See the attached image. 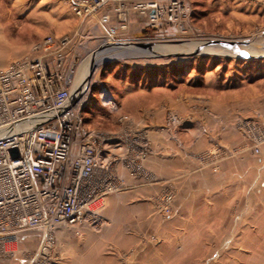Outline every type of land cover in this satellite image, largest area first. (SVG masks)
Returning <instances> with one entry per match:
<instances>
[{
  "label": "rangeland",
  "instance_id": "obj_1",
  "mask_svg": "<svg viewBox=\"0 0 264 264\" xmlns=\"http://www.w3.org/2000/svg\"><path fill=\"white\" fill-rule=\"evenodd\" d=\"M9 2L0 0V58L10 59L8 64L32 55L33 45L44 37L66 35L76 25L75 19L66 26V17L59 10L50 13L48 4L39 6L41 16H18ZM190 2L192 17L185 34L150 32L147 38L139 31L128 46L101 42L81 58L76 82L87 94L83 117L112 149L119 146L113 143L124 146L115 150L123 158H136L142 150L152 154L150 128L144 125L159 114L165 116L164 123L154 128L175 141L184 136L186 143L180 147L202 167L221 175L225 161L235 160L225 168L228 176L219 180L226 188L211 192L218 204L227 203V216L211 223L208 236L202 232L199 240H179L177 250L169 242L162 249L191 253L194 264H264V142L260 154L254 152V139L264 126V15L248 10L243 21L221 10L223 5L215 0ZM236 3L240 10L245 7ZM123 53L132 59L121 58ZM145 103L154 104L153 110L132 111ZM124 115L128 121H120ZM201 134L208 135L207 144L195 149ZM244 157L247 163L241 162ZM115 165L114 174L126 171ZM102 226L104 230L105 221ZM26 240V251L35 250L38 241L30 235ZM152 241L157 246L161 242L156 236Z\"/></svg>",
  "mask_w": 264,
  "mask_h": 264
},
{
  "label": "built area",
  "instance_id": "obj_2",
  "mask_svg": "<svg viewBox=\"0 0 264 264\" xmlns=\"http://www.w3.org/2000/svg\"><path fill=\"white\" fill-rule=\"evenodd\" d=\"M68 1L83 21L100 15L110 24L114 14L115 25L106 38L112 42L109 46L121 45L117 33L128 30L131 15L160 36L185 34L192 17L190 0ZM70 43L69 37L48 35L33 45L32 55L0 66V256L13 257L22 242L36 234L37 247L28 252V264H63L57 252L61 229L80 236L83 227H102L105 197L123 187L120 175L112 172L115 164L134 178L155 180L143 164L145 151L136 158L118 156L115 150L124 146L113 143L119 146L112 149L107 138L85 122L87 94L76 82L82 61L71 60ZM128 120L127 115L120 119ZM260 127L254 139L258 155L264 142ZM14 148L17 159L11 153ZM174 199L172 192L158 197L164 217L171 215Z\"/></svg>",
  "mask_w": 264,
  "mask_h": 264
},
{
  "label": "crops",
  "instance_id": "obj_3",
  "mask_svg": "<svg viewBox=\"0 0 264 264\" xmlns=\"http://www.w3.org/2000/svg\"><path fill=\"white\" fill-rule=\"evenodd\" d=\"M8 1L12 8L17 9L15 13L18 16H41L42 13L38 10L39 6L48 4L51 9L50 13L53 11L57 14V10H59V15L66 17L64 20L66 26L72 25V20L76 19V25L68 34L60 36L56 34L57 38L69 37L71 39L69 44L71 60L87 56L98 44L106 42L109 27L115 25L113 13L110 24L103 23L100 15L85 21L81 20L72 12L68 0ZM236 1L238 0H215V3L223 5L221 10H224L228 15L241 18L243 21L248 17L246 15H249L246 14L249 13L248 10L251 11V15H264V4L260 2L261 0H239L245 6L241 10ZM246 3L249 4L248 7ZM139 31L143 32L145 37H150L151 31L147 29L144 21L131 15L128 30L117 33L120 44L128 46V41L131 40L129 38L135 36ZM144 54H148V52L145 51ZM121 58L132 59L129 54H124ZM9 61L8 58H0V65L6 66ZM148 93L146 91V94ZM134 106L135 109L132 110L134 112L135 110L146 112L154 108V104L146 103ZM164 117L157 114L155 120L146 121L144 125L150 128L152 147V154L147 156L145 163L155 176V180L148 183L121 170L119 175L123 187L117 193L108 195L104 199L101 210L103 223L105 221L106 224L104 230L102 229L103 225L101 231L83 227L80 236H75L69 229H61L57 233V252L63 259V264L195 263L196 256L193 257L191 253L189 255L181 254L180 251H166L162 248L169 242L173 246L170 249L177 250L178 248L175 246L179 240L184 238L185 240H199L202 232H205L207 236L211 233V223L212 225L216 224L217 218H221L225 212L227 213L228 207L224 202L218 204L217 198L212 197L211 192H219L226 188V185H223L219 180L228 176L225 168L235 165L233 162L235 160L229 159L228 161L227 159L225 161L226 165L222 167L224 169L221 175H216L211 169L202 167L198 161L186 154L185 149L180 147L183 142L186 143L184 136L180 137L181 141H175L169 135L162 134L154 128V126L164 123ZM207 137V134L198 136L199 140L197 143L194 141L193 144L195 149L201 150V145L207 144ZM247 161L248 158L244 157L241 162L247 163ZM241 162L239 163L243 167L244 164ZM261 164H264V161ZM262 167L264 166L262 165ZM168 192L175 195V200L170 218H164L159 214L156 204L157 198ZM154 236L161 241L158 246L154 245L152 241ZM30 238L31 240L35 238L38 241L36 234H30ZM26 239L22 242L20 251L13 257L0 256V264H28L27 255L30 251L26 250L30 243ZM61 243L65 244L63 250L60 248ZM108 245L113 246V250H107L106 246ZM192 257L193 259H191Z\"/></svg>",
  "mask_w": 264,
  "mask_h": 264
},
{
  "label": "water",
  "instance_id": "obj_4",
  "mask_svg": "<svg viewBox=\"0 0 264 264\" xmlns=\"http://www.w3.org/2000/svg\"><path fill=\"white\" fill-rule=\"evenodd\" d=\"M94 65V64H93ZM11 153L14 159H17L19 157V153L17 149H11Z\"/></svg>",
  "mask_w": 264,
  "mask_h": 264
},
{
  "label": "bare ground",
  "instance_id": "obj_5",
  "mask_svg": "<svg viewBox=\"0 0 264 264\" xmlns=\"http://www.w3.org/2000/svg\"><path fill=\"white\" fill-rule=\"evenodd\" d=\"M82 94L84 95V93L82 92Z\"/></svg>",
  "mask_w": 264,
  "mask_h": 264
}]
</instances>
